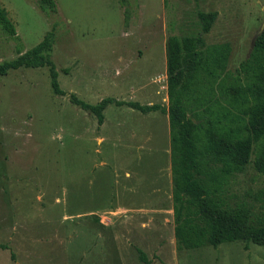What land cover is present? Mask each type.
<instances>
[{"label": "rangeland", "instance_id": "1", "mask_svg": "<svg viewBox=\"0 0 264 264\" xmlns=\"http://www.w3.org/2000/svg\"><path fill=\"white\" fill-rule=\"evenodd\" d=\"M1 1L18 38L0 25V62L54 29L65 94L54 92L46 66L0 75V264H264V245L252 242L177 248L167 113L111 103L99 125L70 99L168 107L166 43L174 34L231 43L227 69L236 74L264 0H55L56 13L38 0ZM200 11L217 12L208 33ZM254 158L224 197L258 213L264 175Z\"/></svg>", "mask_w": 264, "mask_h": 264}, {"label": "trees", "instance_id": "2", "mask_svg": "<svg viewBox=\"0 0 264 264\" xmlns=\"http://www.w3.org/2000/svg\"><path fill=\"white\" fill-rule=\"evenodd\" d=\"M43 11L56 13L55 0H38ZM208 33L216 11L198 12ZM0 25L13 38L17 29L0 0ZM54 29L34 47L0 62V75L21 67H48L52 87L63 95L52 58ZM231 43L207 44L204 36H169L166 43L168 107L160 103L106 97L91 104L70 95L72 103L105 120L109 104L127 105L144 113L168 114L171 139L173 210L177 248L217 247L243 241L264 245V211L246 202L227 203L230 178L242 173L255 155L254 166L264 175V32L255 38L249 56L236 74L229 71ZM264 196V190H262ZM6 247V246H5ZM142 260L145 253L140 250ZM15 258V255L12 254Z\"/></svg>", "mask_w": 264, "mask_h": 264}, {"label": "water", "instance_id": "3", "mask_svg": "<svg viewBox=\"0 0 264 264\" xmlns=\"http://www.w3.org/2000/svg\"><path fill=\"white\" fill-rule=\"evenodd\" d=\"M263 8H264V6H263ZM263 32H264V20H263V22H262V24H261L259 30H258L257 33L255 34V36H254V40H255V38H257L258 36H260Z\"/></svg>", "mask_w": 264, "mask_h": 264}, {"label": "crops", "instance_id": "4", "mask_svg": "<svg viewBox=\"0 0 264 264\" xmlns=\"http://www.w3.org/2000/svg\"><path fill=\"white\" fill-rule=\"evenodd\" d=\"M168 120H169V118H168ZM130 173L128 172V175H129ZM171 182V181H170Z\"/></svg>", "mask_w": 264, "mask_h": 264}]
</instances>
